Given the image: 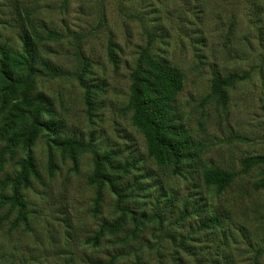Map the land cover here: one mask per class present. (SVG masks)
Instances as JSON below:
<instances>
[{
    "label": "rangeland",
    "instance_id": "374dc122",
    "mask_svg": "<svg viewBox=\"0 0 264 264\" xmlns=\"http://www.w3.org/2000/svg\"><path fill=\"white\" fill-rule=\"evenodd\" d=\"M27 15L59 34L47 57L65 74L36 76L30 96H46L43 118L62 131L20 147L0 138V264H264V166L241 163L264 156V0H0V59ZM151 59L183 75L174 114L194 154L179 172L134 123L133 83ZM233 73L214 94L212 80ZM64 137L81 145L64 152ZM107 154L127 168H108L122 194L91 180ZM28 157L37 173L17 223L2 183ZM202 166L237 176L219 189Z\"/></svg>",
    "mask_w": 264,
    "mask_h": 264
},
{
    "label": "trees",
    "instance_id": "16d2710c",
    "mask_svg": "<svg viewBox=\"0 0 264 264\" xmlns=\"http://www.w3.org/2000/svg\"><path fill=\"white\" fill-rule=\"evenodd\" d=\"M27 19V30L20 34L18 49L11 52L6 47L1 48L0 82L4 86L0 89V138L11 147L34 142L44 130L58 134L62 131L59 120L52 116L43 118L42 111L45 110V103L49 102L46 96H30L36 76L65 74L47 57V52L52 51L49 42L59 34H43L44 26L33 23L28 15ZM80 60L82 68H86L87 64L81 55ZM182 76V72L170 64L151 59L147 64H139L132 96L134 123L144 132L150 154L161 162L172 163L176 172L194 154L191 136L174 114L175 100L183 88ZM79 77L84 81L82 73ZM236 78L235 73L215 77L212 80L213 93L219 95ZM62 142L65 145L64 152L69 150L73 153L81 145L74 137H64ZM105 156L96 155L97 174L91 180L99 184L108 182L117 193L122 194L125 191L121 189L122 183L110 176L108 169H119L121 166L111 159V154ZM241 163L243 170L255 165L264 166V156H246ZM120 169L127 171L124 167ZM36 173L34 162L28 157L23 160L20 172L14 177H7L2 183L3 187L10 186L12 189L10 195L2 196V202L10 203L12 208L17 209V223L27 219V204L21 189L30 184V178ZM201 175L206 184L223 189L236 178L237 172L218 166H202ZM256 187H262V184L257 183ZM220 223L219 216L214 215L204 225Z\"/></svg>",
    "mask_w": 264,
    "mask_h": 264
}]
</instances>
